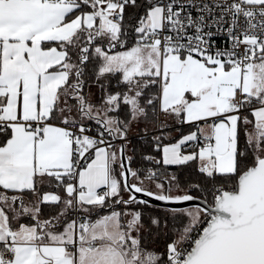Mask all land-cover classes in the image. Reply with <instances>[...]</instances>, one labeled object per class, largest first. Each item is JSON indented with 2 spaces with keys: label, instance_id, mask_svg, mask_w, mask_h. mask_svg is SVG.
<instances>
[{
  "label": "snow or ice",
  "instance_id": "snow-or-ice-1",
  "mask_svg": "<svg viewBox=\"0 0 264 264\" xmlns=\"http://www.w3.org/2000/svg\"><path fill=\"white\" fill-rule=\"evenodd\" d=\"M0 264H264V0H0Z\"/></svg>",
  "mask_w": 264,
  "mask_h": 264
}]
</instances>
